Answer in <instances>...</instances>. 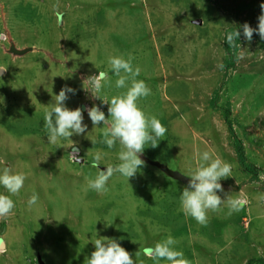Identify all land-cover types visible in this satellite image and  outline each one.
<instances>
[{
	"label": "rangeland",
	"instance_id": "1",
	"mask_svg": "<svg viewBox=\"0 0 264 264\" xmlns=\"http://www.w3.org/2000/svg\"><path fill=\"white\" fill-rule=\"evenodd\" d=\"M264 0H0V171L26 176L11 196L13 214L0 219V264H84L97 238L115 240L136 264H155L144 255L171 235L190 264H245L264 256V40L249 42L242 26L258 27ZM200 22L196 24L195 22ZM241 32L245 58L220 70L225 32ZM236 29V30H237ZM31 50L22 56L9 53ZM133 57L138 80L151 95L138 101L167 129L156 148H145L144 167L127 181L114 174L103 194L88 188L109 165L120 163V145L102 141L104 125L93 128L87 109L106 118L118 79L110 57ZM225 67V66H224ZM107 72L110 86L92 92L87 78ZM130 86V82H129ZM62 88H71L65 106L83 109L87 130L71 140L82 163L71 157V142L49 144L45 112ZM92 92V93H91ZM230 109L232 130L242 142L257 178L245 172L221 113ZM95 96V97H94ZM98 97V98H97ZM104 101V102H103ZM208 151L232 165L220 181L228 196L246 199L239 212H209L206 226L186 217L179 196L186 187L147 163L155 161L190 178L199 155ZM97 152L99 167H92ZM38 194V203L28 200ZM0 194L10 195L0 186ZM247 220V226L244 224ZM159 264H168L161 260Z\"/></svg>",
	"mask_w": 264,
	"mask_h": 264
},
{
	"label": "clouds",
	"instance_id": "2",
	"mask_svg": "<svg viewBox=\"0 0 264 264\" xmlns=\"http://www.w3.org/2000/svg\"><path fill=\"white\" fill-rule=\"evenodd\" d=\"M262 14L258 17V27L253 29L247 23L243 28V37L251 41L254 32L261 40H264V4H261ZM241 36L239 30H235L226 35V43L229 48L236 49V60L245 58V54L238 40ZM133 57L124 59L120 56L110 57L108 64L116 79V88H127L126 93L113 96L109 104L108 116L97 106L87 109V114L92 122L93 128H97L103 123V143L109 149L120 145L118 165H109L106 170L97 173L94 179H88V188L98 194L106 193L108 181L114 174H120L129 181L130 178L144 167L145 162L141 159L146 146L156 148L161 138L166 134L167 129L154 116H148L138 106V101L151 95V89L143 80H138L141 69L133 67ZM220 70L224 65L218 64ZM6 71L0 69V73ZM84 82L91 85L92 92L100 93L105 86H110V78L107 72L100 71L98 75L87 78ZM130 82V86H129ZM91 92V93H92ZM68 93L75 94L71 88H62L55 96V103L49 111L45 112L44 129L47 133L49 144H56L61 140L70 141L72 154L70 157L75 161H80L78 149L75 147L71 137L81 135L86 132L87 125L83 123V109L76 108L70 110L65 106L69 99ZM95 97V96H94ZM98 98V97H97ZM103 154L97 152L94 156L92 167H99ZM232 165L219 158H213L208 151L199 155L198 166L190 174V181L187 187L179 196L180 208L186 217H191L202 226L208 222L209 212L223 211L227 206L229 214L241 211L248 203L246 199L228 196L222 199L218 192H223L220 181L231 177ZM26 176L22 173H13L10 168L0 171V186L10 195L0 194V219H5L13 214L15 203L11 196L19 195L24 187ZM264 201V194L258 197ZM39 196L35 192L28 200L29 207L38 203ZM3 240H0V244ZM178 242L169 235L166 240L156 243L154 247L144 249V255L159 264L161 260L168 264H190L182 251L175 249ZM95 251L90 258H86L84 264H136L131 254L120 246L115 240L108 238H97L94 241ZM142 264V262H141Z\"/></svg>",
	"mask_w": 264,
	"mask_h": 264
},
{
	"label": "trees",
	"instance_id": "3",
	"mask_svg": "<svg viewBox=\"0 0 264 264\" xmlns=\"http://www.w3.org/2000/svg\"><path fill=\"white\" fill-rule=\"evenodd\" d=\"M206 1H210V0H206ZM236 29L231 28L225 32L224 41H223V50L226 54V59L224 62L225 70H230V68H232L234 66V63L236 62L235 57L237 54V50L229 48L228 44L226 43V35L230 32L235 31ZM238 43H239V40H238ZM217 100H218V96H216L215 94L209 104L212 109L219 111L221 113L223 122L226 125L229 134L233 138L232 146L240 162L241 168L245 172L250 174L252 177H255L257 175V171H256L257 169L255 166H252V164H248L246 157H245V150L243 148L242 142L238 140V138L235 136L232 130V119L230 118L229 105L227 104L225 107H216ZM255 178H257V176ZM245 264H264V256L249 259L248 261L245 262Z\"/></svg>",
	"mask_w": 264,
	"mask_h": 264
},
{
	"label": "water",
	"instance_id": "4",
	"mask_svg": "<svg viewBox=\"0 0 264 264\" xmlns=\"http://www.w3.org/2000/svg\"><path fill=\"white\" fill-rule=\"evenodd\" d=\"M195 23H196V24H200V22H198V21L195 22ZM30 50H31V48H29V49H23V50H17V49H15V47H14L13 45H11V46H10V49H9V53H10V54H13V55H15V56H22V55L26 54L27 52H29ZM82 162H83V160L80 159L79 163H82ZM147 163L150 164L151 166H154V167L157 168L158 170H160V171H161L162 173H164L166 176H168V177H170V178H172V179H174V180H176V181L182 183V184L185 185L186 187L188 186L189 181H190V178H187V177L181 175V174L178 173V172L171 171V170H169L167 167H165V166L159 164L158 162L147 160ZM0 247H1V245H0ZM37 262H38V264H43V263L41 262V258H40L39 256H38V258H37Z\"/></svg>",
	"mask_w": 264,
	"mask_h": 264
},
{
	"label": "built area",
	"instance_id": "5",
	"mask_svg": "<svg viewBox=\"0 0 264 264\" xmlns=\"http://www.w3.org/2000/svg\"><path fill=\"white\" fill-rule=\"evenodd\" d=\"M244 224H245V226H247V220H245V219H244Z\"/></svg>",
	"mask_w": 264,
	"mask_h": 264
}]
</instances>
